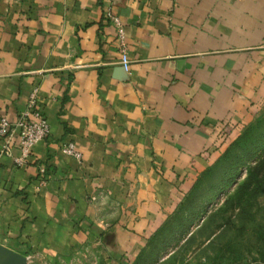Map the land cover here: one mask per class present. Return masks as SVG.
I'll list each match as a JSON object with an SVG mask.
<instances>
[{"label":"crops","instance_id":"obj_1","mask_svg":"<svg viewBox=\"0 0 264 264\" xmlns=\"http://www.w3.org/2000/svg\"><path fill=\"white\" fill-rule=\"evenodd\" d=\"M35 87L51 131L24 164L0 157V243L29 264H133L264 106V0H0V115Z\"/></svg>","mask_w":264,"mask_h":264},{"label":"rangeland","instance_id":"obj_2","mask_svg":"<svg viewBox=\"0 0 264 264\" xmlns=\"http://www.w3.org/2000/svg\"><path fill=\"white\" fill-rule=\"evenodd\" d=\"M133 264H264V106L230 137Z\"/></svg>","mask_w":264,"mask_h":264},{"label":"built area","instance_id":"obj_3","mask_svg":"<svg viewBox=\"0 0 264 264\" xmlns=\"http://www.w3.org/2000/svg\"><path fill=\"white\" fill-rule=\"evenodd\" d=\"M106 19L116 27L120 62L123 68L129 70L131 58L124 21L111 7H108L106 11ZM50 131V123L43 110L39 90L35 87L28 97L25 109L20 112L15 120L0 115V157L12 155L16 164H24L32 153L34 145L46 138ZM15 148L19 149L18 155L13 154ZM62 150L75 158H82V152L73 140L64 143Z\"/></svg>","mask_w":264,"mask_h":264},{"label":"water","instance_id":"obj_4","mask_svg":"<svg viewBox=\"0 0 264 264\" xmlns=\"http://www.w3.org/2000/svg\"><path fill=\"white\" fill-rule=\"evenodd\" d=\"M0 264H29L26 255L0 243Z\"/></svg>","mask_w":264,"mask_h":264},{"label":"trees","instance_id":"obj_5","mask_svg":"<svg viewBox=\"0 0 264 264\" xmlns=\"http://www.w3.org/2000/svg\"><path fill=\"white\" fill-rule=\"evenodd\" d=\"M207 169H208V168H207ZM207 169H206V170H207ZM204 171H205V170H204Z\"/></svg>","mask_w":264,"mask_h":264}]
</instances>
